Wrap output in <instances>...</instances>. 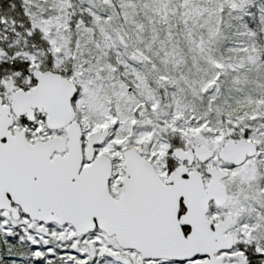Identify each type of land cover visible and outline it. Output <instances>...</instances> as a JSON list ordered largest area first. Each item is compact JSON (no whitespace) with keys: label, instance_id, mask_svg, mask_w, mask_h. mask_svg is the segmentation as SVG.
I'll return each instance as SVG.
<instances>
[{"label":"snow or ice","instance_id":"6c2138e0","mask_svg":"<svg viewBox=\"0 0 264 264\" xmlns=\"http://www.w3.org/2000/svg\"><path fill=\"white\" fill-rule=\"evenodd\" d=\"M0 264H264V0H0Z\"/></svg>","mask_w":264,"mask_h":264}]
</instances>
